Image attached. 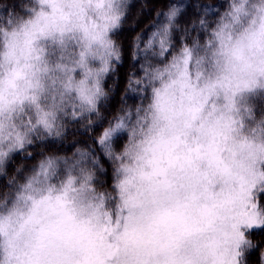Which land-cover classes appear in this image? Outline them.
<instances>
[{"label":"snow or ice","instance_id":"6c2138e0","mask_svg":"<svg viewBox=\"0 0 264 264\" xmlns=\"http://www.w3.org/2000/svg\"><path fill=\"white\" fill-rule=\"evenodd\" d=\"M135 7L0 0V264H264V0Z\"/></svg>","mask_w":264,"mask_h":264},{"label":"trees","instance_id":"16d2710c","mask_svg":"<svg viewBox=\"0 0 264 264\" xmlns=\"http://www.w3.org/2000/svg\"><path fill=\"white\" fill-rule=\"evenodd\" d=\"M130 3L135 4L136 7L135 8H132L131 11H130L128 22L125 23V29H126V31H127V28H128V23H130L132 21V19L137 16L138 9H139L140 5L147 3V0H130ZM145 11H147V9H145ZM147 20H148L147 17L143 18L141 20L140 24H139V27L136 28V31H139V29L141 27H143L145 23H147ZM131 34L134 35L135 33L133 32ZM126 66L127 65L125 64V67Z\"/></svg>","mask_w":264,"mask_h":264}]
</instances>
